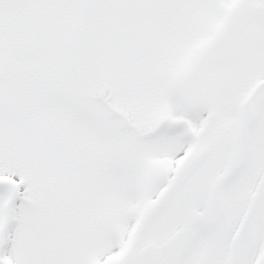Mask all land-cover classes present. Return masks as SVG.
I'll use <instances>...</instances> for the list:
<instances>
[{
	"label": "rangeland",
	"instance_id": "obj_1",
	"mask_svg": "<svg viewBox=\"0 0 264 264\" xmlns=\"http://www.w3.org/2000/svg\"><path fill=\"white\" fill-rule=\"evenodd\" d=\"M28 2L0 0V264H115L168 180L207 145L211 169L238 131L234 77L211 57L233 0ZM26 39L28 65L13 53ZM252 131L264 139V118ZM164 221L142 245H163ZM263 249L261 232L246 260Z\"/></svg>",
	"mask_w": 264,
	"mask_h": 264
},
{
	"label": "flooded vegetation",
	"instance_id": "obj_2",
	"mask_svg": "<svg viewBox=\"0 0 264 264\" xmlns=\"http://www.w3.org/2000/svg\"><path fill=\"white\" fill-rule=\"evenodd\" d=\"M225 8L226 50L222 52L220 46L221 30L211 57L215 72L240 77L232 80V92L239 95L228 107L231 118L239 122L238 131L222 138V155L214 166L203 171L207 166L202 165L191 177L198 179L189 185L190 178L174 195L186 189L179 206L174 207L173 197L156 217L165 220L164 244L142 245L145 233L136 247L135 236L131 246L121 251L123 260L115 264H130L140 249L149 246L158 249L159 264H250L246 256L264 232V139L252 131L264 118V85H260L264 80V0H233ZM174 223L178 228L169 234ZM244 239L246 244L241 245ZM240 251L245 254L243 263L234 258Z\"/></svg>",
	"mask_w": 264,
	"mask_h": 264
},
{
	"label": "water",
	"instance_id": "obj_3",
	"mask_svg": "<svg viewBox=\"0 0 264 264\" xmlns=\"http://www.w3.org/2000/svg\"><path fill=\"white\" fill-rule=\"evenodd\" d=\"M26 0H23L25 2ZM36 51V44L30 40L24 42H18L14 46V52L18 59L22 62H31L34 57V53ZM264 83V82H263ZM213 122V118L211 119ZM209 148H206L202 151L187 167L184 171H182L170 184V187L167 193L162 196L151 208V210L147 213L144 218L138 235L141 236L143 232L146 230L151 221L155 218V216L168 204L172 195L178 191L188 180V178L202 165L207 156L209 155ZM159 257L156 249L147 248L140 251L136 256L133 257L132 262L134 264L141 263H150V264H158Z\"/></svg>",
	"mask_w": 264,
	"mask_h": 264
},
{
	"label": "bare ground",
	"instance_id": "obj_4",
	"mask_svg": "<svg viewBox=\"0 0 264 264\" xmlns=\"http://www.w3.org/2000/svg\"><path fill=\"white\" fill-rule=\"evenodd\" d=\"M257 264H264V254H263V257H262V259H261V260H259V261L257 262Z\"/></svg>",
	"mask_w": 264,
	"mask_h": 264
}]
</instances>
